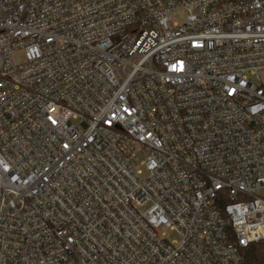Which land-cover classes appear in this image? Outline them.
I'll return each instance as SVG.
<instances>
[{
  "label": "built area",
  "instance_id": "1",
  "mask_svg": "<svg viewBox=\"0 0 264 264\" xmlns=\"http://www.w3.org/2000/svg\"><path fill=\"white\" fill-rule=\"evenodd\" d=\"M261 190L264 0H0V264H244Z\"/></svg>",
  "mask_w": 264,
  "mask_h": 264
},
{
  "label": "trees",
  "instance_id": "2",
  "mask_svg": "<svg viewBox=\"0 0 264 264\" xmlns=\"http://www.w3.org/2000/svg\"><path fill=\"white\" fill-rule=\"evenodd\" d=\"M241 254L244 264H259L264 261V247L260 244L248 246Z\"/></svg>",
  "mask_w": 264,
  "mask_h": 264
},
{
  "label": "rangeland",
  "instance_id": "3",
  "mask_svg": "<svg viewBox=\"0 0 264 264\" xmlns=\"http://www.w3.org/2000/svg\"><path fill=\"white\" fill-rule=\"evenodd\" d=\"M177 21H178V19H177ZM21 59H22V58H21L20 55H16V56H14V60H15L16 62H21ZM256 196L259 197V198L264 199V190H261V191L257 192V193H256ZM166 236H167V239H168L169 241H176V240H177V237H176L175 235H173V234L166 233Z\"/></svg>",
  "mask_w": 264,
  "mask_h": 264
}]
</instances>
